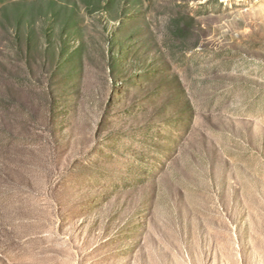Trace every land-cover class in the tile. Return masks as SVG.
I'll use <instances>...</instances> for the list:
<instances>
[{
	"label": "rangeland",
	"instance_id": "rangeland-1",
	"mask_svg": "<svg viewBox=\"0 0 264 264\" xmlns=\"http://www.w3.org/2000/svg\"><path fill=\"white\" fill-rule=\"evenodd\" d=\"M0 264H264V0H0Z\"/></svg>",
	"mask_w": 264,
	"mask_h": 264
}]
</instances>
